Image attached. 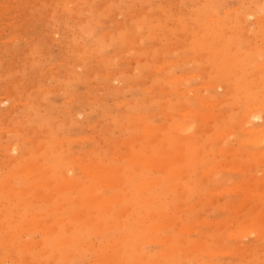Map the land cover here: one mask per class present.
Masks as SVG:
<instances>
[{
  "label": "rangeland",
  "instance_id": "rangeland-1",
  "mask_svg": "<svg viewBox=\"0 0 264 264\" xmlns=\"http://www.w3.org/2000/svg\"><path fill=\"white\" fill-rule=\"evenodd\" d=\"M262 21L264 0H0V264H264Z\"/></svg>",
  "mask_w": 264,
  "mask_h": 264
},
{
  "label": "bare ground",
  "instance_id": "bare-ground-1",
  "mask_svg": "<svg viewBox=\"0 0 264 264\" xmlns=\"http://www.w3.org/2000/svg\"><path fill=\"white\" fill-rule=\"evenodd\" d=\"M237 8H238V7H237ZM247 12H249V11H247ZM245 13H246V12H245ZM115 14H116V13H115ZM131 15H132V14H131ZM245 17H246V16H245ZM240 19H241V18H240ZM256 21H257V20H256ZM262 22H264V21H262ZM248 24H249V23H248ZM246 26H247V25H246ZM248 26H249V25H248ZM245 28H246V27H245ZM247 30H248V29H247ZM198 33H199V32H198ZM188 38H189V37H188ZM190 38H191V37H190ZM186 41H187V40H186ZM248 47H250V46H248ZM260 49H261V48H260ZM199 55H200V54H199ZM202 57H203V56H202ZM173 60H174V59H173ZM165 62H166V61H165ZM164 64H165V63H164ZM257 66H258V65H257ZM255 73H256V72H255ZM196 74H198V73H196ZM182 76H183V75H182ZM196 76H197V75H196ZM173 77H174V76H173ZM176 78H177V77H176ZM197 78H198V77H197ZM168 79H169V78H168ZM181 79H182V78H181ZM183 80H184V79H183ZM210 82H211V81H210ZM212 82H213V81H212ZM207 83H209V82H207ZM130 84H131V83H130ZM212 84H213V83H212ZM219 86H220V85H219ZM223 86H224V85H223ZM211 87H212V86H211ZM162 88H163V87H162ZM165 88H166V87H165ZM213 88H214V87H213ZM186 89H187V88H186ZM211 89H212V88H211ZM161 90H162V89H161ZM181 90H182V89H181ZM27 91H28V90H27ZM174 91H175V90H174ZM176 91H180V90H176ZM230 92H231V91H230ZM165 93H166V92H165ZM176 94H177V93H176ZM191 95H192V94H191ZM198 96H199V95H198ZM0 97H1V96H0ZM199 97H200V96H199ZM7 98H8V97H7ZM37 98H38V97H37ZM200 98H201V97H200ZM3 99H4V98H3ZM206 100H207V99H206ZM206 100H205V101H206ZM220 100H221V99H220ZM3 101H5V100H3ZM3 101L1 100L0 102H3ZM24 101H25V100H24ZM202 101H203V100H202ZM207 101H210V102H211V100H207ZM25 102H26V101H25ZM208 103H209V102H208ZM250 103H251V102H249V104H250ZM1 104H3V103H1ZM201 104H202V103H201ZM215 104H216V103H215ZM245 104H247V103H245ZM256 104H257V103H256ZM209 105H210V104H209ZM247 105H248V104H247ZM251 105H252V103H251ZM253 105L255 106L254 102H253ZM175 106H176V105H175ZM183 106H184V105H183ZM217 106H218V104H217ZM242 106L244 107V105H242ZM245 106H246V105H245ZM248 106H249V105H248ZM262 106H263V104H262ZM256 107H258V106H255V108H256ZM260 107H261V106H260ZM188 109H189V108H188ZM237 109H238V108H237ZM263 109H264V108H263ZM184 110H185V109H184ZM246 110L248 111V108H247ZM256 110H257V109H256ZM260 110H261V109H260ZM260 110H259V111H260ZM187 112H188V111H187ZM193 112H194V111H193ZM197 112L200 113V111H197ZM197 112H196V113H197ZM244 112H245V111H244ZM244 112L242 111V114H243ZM194 113H195V112H194ZM194 113H193V114H194ZM199 113H198V115H199ZM208 113H209V112H208ZM208 113H206V114L209 116ZM210 113H211V112H210ZM254 113H255L256 116L260 115V113H258V112H257V113H258V115H257L256 111H255ZM254 113H253L252 115H254ZM185 114H186V113H185ZM187 114H188V113H187ZM200 114H201V113H200ZM132 115H133V114H132ZM134 115H135V114H134ZM240 115H241V114H240ZM202 116H203V114H202ZM213 116H215V115L213 114ZM219 116H220V115H219ZM222 116H223V115H222ZM256 116H255L254 118H257ZM164 117H165V116H164ZM192 117H193V116H192ZM242 117H243V116H242ZM259 117H261V116H259ZM259 117H258V118H259ZM240 118H241V117H239L240 122H243V120L241 121ZM252 118H253V117H252ZM258 118H257V119H258ZM120 119H121V118H120ZM261 121H263V120H261ZM183 122H184V121H183ZM238 122H239V121H238ZM188 123H189V122H188ZM93 125H94V124H93ZM179 125H180V124H179ZM189 125H190V124H189ZM191 126H192V125H191ZM241 126H242V125H241ZM124 127H125V126H124ZM243 127H244V125H243ZM246 127H247V126H246ZM250 127H251V126H250ZM185 128H186V127H185ZM229 128H230V127H229ZM248 128H249V127H248ZM261 128H262V127H261ZM146 129H147V127H146ZM182 129H183V127H182ZM208 129H209V128H208ZM250 129H252V128H250ZM259 129H260V128H259ZM259 129L257 128V130H259ZM262 129H263V128H262ZM262 129H261V130H262ZM183 130H184V129H183ZM222 130H223V129H222ZM222 130H221V131H222ZM228 130H229V129H228ZM230 130H231V129H230ZM233 130H234V129H233ZM247 130H249V129H247ZM255 130H256V129L254 128V131H255ZM261 130H259V131H261ZM184 131H185V130H184ZM203 131H204V130H203ZM219 131H220V130H219ZM221 131L218 132L220 135H221ZM243 131H244V135H246V134H245V129H244ZM254 131L252 132V134H251V132H250V134L253 135V134L255 133ZM209 132H210V131H209ZM256 132H257V131H256ZM213 133H214V132H213ZM213 133H212V134H213ZM222 133H223V131H222ZM257 133H258V132H257ZM259 133H260V132H259ZM171 134H172V133H171ZM250 134H249V135H250ZM255 134H256V133H255ZM262 134H264V133H262ZM217 135H218V134H217ZM217 135L214 134V137H216ZM227 135H228V134H227ZM260 135H261V134H260ZM260 135L258 134V136H260ZM218 136H219V135H218ZM222 136H223V135H222ZM261 136H262V135H261ZM263 136H264V135H263ZM263 136H262V138H261V137H259V138H261L262 141L264 142V140H263L264 137H263ZM245 137H246V136H245ZM247 137H248V136H247ZM216 138H217V137H216ZM64 139H65V138H64ZM139 139H140V138H139ZM219 139H220V137H219ZM246 139H247V138H246ZM252 139H253V138H252ZM59 140H60V139H59ZM121 140H122V139H121ZM217 140H218V139H217ZM221 140H222V139H221ZM62 141H63V140H62ZM211 141H212V140H211ZM253 141H257V140H256V139H253ZM262 141L259 142V140H258L259 143H262ZM133 142H134V141H133ZM213 142H214V141H213ZM242 142H243V141H242ZM117 143H118V142H117ZM209 143H210V142H209ZM220 143H221V142H220ZM118 144H119V143H118ZM125 144H126V143H125ZM218 144H219V143H218ZM262 144H264V143H262ZM6 146H7V145H6ZM6 146H5V147H6ZM119 147H120V146H119ZM6 148H7V147H6ZM217 148H218V147H217ZM222 148H223V146H222ZM222 148H221V149H222ZM225 148H227V147H225ZM219 149H220V148H219ZM223 149H224V148H223ZM229 149H230V148H229ZM114 150H115V149H114ZM116 150H117V149H116ZM116 150H115V151H116ZM224 150H225V149H224ZM244 150H245V149H244ZM6 151H7V150H6ZM206 151H207V150H206ZM227 151H229V150H227ZM247 151H248V150H247ZM215 152H216V151H215ZM234 152H235V151H234ZM252 152H253V151H252ZM256 152H257V151H255V153H256ZM112 153H113V152H112ZM218 153H219V152H218ZM223 153H224V152H223ZM235 153H236V152H235ZM235 153H234V154H235ZM115 154H116V153H115ZM232 154H233V153H232ZM240 154H241V153H240ZM240 154H239V155H240ZM243 154H245V153H243ZM243 154H242V155H243ZM246 154H247V152H246ZM249 154L252 155L250 152H249ZM261 154H262V151H261ZM113 155H114V154H113ZM121 155H122V154H121ZM222 155H223V154H222ZM237 155H238V154H237ZM237 155H236V156H237ZM239 155H238V156H239ZM242 155H241V156H242ZM256 155H257V154H256ZM256 155H255V156H256ZM263 155H264V154H263ZM77 156H78V155H77ZM122 156H123V155H122ZM255 156H253V157H255ZM257 156H258V155H257ZM72 157H73V156H72ZM123 157H124V156H123ZM234 157H235V156H234ZM243 157H244V156H243ZM258 157H259V156H258ZM11 158H12V157H11ZM15 158H16V155H15ZM255 158H256V157H255ZM63 159H64V158H63ZM78 159H79V158H78ZM78 159H77V160H78ZM12 160L14 161V159H12ZM81 160H83V159H81ZM101 160H102V159H101ZM178 160H179V156H178ZM238 161H239V160H238ZM260 161H261V160H260ZM150 162H151V161H150ZM79 163H80V162H79ZM82 163H83V164H86V163H84V162H82ZM147 163H149V162H147ZM262 163H263V162H262ZM88 164H89V163H88ZM240 164H241V163H240ZM73 165H74V164H73ZM163 165H164V164H163ZM163 165H162V166H163ZM227 165H228V164H227ZM227 165H226V166H227ZM237 165H238V164H237ZM243 165H244V164H243ZM6 166H7V165H6ZM82 166H83V165H82ZM84 166H86V165H84ZM89 166H90L91 168L94 167V166L91 165V163H90ZM212 166H213V165H212ZM244 166H245V165H244ZM251 166H252V165H251ZM251 166H250V167H251ZM78 167H79V166H78ZM86 167H87V166H86ZM86 167H85V168H86ZM96 167H97V166H96ZM233 167H234V166H233ZM82 168H84V167H82ZM91 168H90V169H91ZM208 168H209V167H208ZM210 168H211V167H210ZM210 168H209V169H210ZM212 168H213V167H212ZM235 168H236V167H235ZM92 169H94V168H92ZM85 170H86V169H85ZM87 170H89V169H87ZM97 170H98V169H96V171H97ZM107 170H108V169H107ZM107 170H105L104 173L107 172ZM181 170H183V169H181ZM203 170H204V169H203ZM203 170H202V171H203ZM101 171H103V170L101 169ZM101 171H100V168H99V172H100V173H101ZM178 171H179V170H178ZM17 172H18V171H17ZM89 172H90V171H89ZM93 172H94V171H93ZM97 172H98V171H97ZM97 172H96V173H97ZM99 172H98V173H99ZM233 172H234V171H233ZM90 173H91V172H90ZM107 173H108V172H107ZM107 173H106V174H107ZM198 173H199V172H198ZM209 173H211V172H209ZM101 174L103 175V172H102ZM109 174H110V173H109ZM180 174H182V173H180ZM200 174H201V173H200ZM37 175H38V174H37ZM97 175H98V174H97ZM104 175H105V174H104ZM203 175H204V174H203ZM203 175H202V176H203ZM33 176H34V175H33ZM105 176H106V175H105ZM105 176H102V177L105 178ZM102 177H101V178H102ZM111 178H112V177H111ZM111 178L109 177V179H107V180L110 182V179H111ZM113 178H114V176H113ZM113 178H112V181H113ZM204 179H205V178H204ZM204 179H203V180H204ZM249 179H250V178H249ZM107 180H106V182H107ZM257 180H259V179H257ZM102 181H103V180H102ZM115 181H116V180H115ZM260 182H261V181H260ZM10 183H11V182H10ZM101 183H102V182H101ZM111 184H112V183H111ZM113 184L115 185V183H113ZM237 184H238V183H237ZM242 185H243V184H242ZM38 186H39V185H38ZM107 186H108V185H107ZM237 186H238V185H237ZM248 186H249V184H248ZM248 186H247V187H248ZM250 186H251V185H250ZM76 187H77V186H76ZM259 187H261V186H259ZM259 187L256 188V190H257V189L260 190ZM231 188H232V187H230V191H231ZM17 189H19V188H17ZM219 189H220V188H219ZM223 189H224V188H223ZM237 189H239V188H237ZM250 189H251V188H249V190L247 189L248 191H247V190H246V191L249 192ZM21 190H22V189H21ZM213 190H214V189H213ZM259 190H258V191H259ZM228 191H229V190H228ZM210 192H211V191H210ZM222 192H223V191H222ZM247 192H246V193H247ZM255 192H257V191H255ZM257 193H258V192H257ZM263 193H264V192H263ZM251 194H252V193H251ZM253 195H254V194H253ZM262 195H263V194H262ZM251 196H252V195H251ZM263 198H264V196H263ZM111 199H112V198H111ZM208 199H209V198H208ZM210 199H211V198H210ZM245 199H246V198H245ZM245 199H244V200H245ZM87 200H88V199H87ZM246 200H247V199H246ZM25 201H26V200H25ZM213 202H214V201H213ZM250 202H251V201H250ZM242 203H243V201H242ZM242 203H241V204H242ZM232 204H233V203H232ZM40 205H41V204H40ZM193 205H194V204H193ZM206 205H207V204H206ZM221 205H222V204H221ZM226 205H227V203H226ZM229 205H230V204H229ZM240 206H241V205H240ZM232 207H233V205H232ZM196 208H197V207H196ZM240 208H241V207H240ZM230 209H231V208H230ZM232 209H233V208H232ZM252 209H253V208H252ZM258 209H259V207H258ZM235 210H236V209H235ZM238 210H239V209H238ZM238 210H237V211H238ZM232 211H233V210H232ZM243 211H244V210H243ZM262 211H264V210H262ZM252 212H255V211L253 210ZM76 215H77V214H76ZM161 215H162V214H161ZM197 215H198V214H197ZM148 216H149V215H148ZM166 216H167V215H166ZM260 216H261L262 218H259V219L262 220V219L264 218V213L261 212L260 215H259L258 217H260ZM36 217H37V216H36ZM145 217H146V216H145ZM160 217H161V216H160ZM256 217H257V216H256ZM157 219H158V218H157ZM256 219H257V218H256ZM146 220H147V218H146ZM165 221H166V220H165ZM200 221H201V220H200ZM245 221H246V220H245ZM257 221H258V220H257ZM203 222H204V221H203ZM46 223H47V222H46ZM46 223H45V224H46ZM162 223H163V221H162ZM206 223H207V222H206ZM206 223H205V224H206ZM260 223H261V222H260ZM158 224H160V223H158ZM238 224H239V223H238ZM261 224L263 225V223H261ZM162 225H163V224H162ZM189 225H190V224H189ZM228 225H229V224H228ZM255 225H257V224H255ZM98 226H100V225H98ZM185 226H188V225H185ZM190 226H191V225H190ZM223 226H224V225H223ZM242 226H243V225H242ZM29 227H30V226H29ZM34 227H35V226H34ZM182 227H184V226H182ZM188 227H189V226H188ZM228 227H230V226H228ZM263 227H264V226H263ZM40 228H41V227H40ZM179 228H180V227H179ZM185 228H186V227H185ZM190 228H193V227H190ZM194 228H195V227H194ZM217 228H218V227H217ZM261 228H262V227H261ZM261 228H260V229H261ZM70 229H71V228H70ZM188 229H189V228H188ZM262 229H263V228H262ZM26 230H27V229H26ZM244 230H247V231H248L249 229H244ZM250 230H251V229H250ZM250 230H249V231H250ZM234 232H235V231H234ZM237 232H240V231L237 230ZM263 232H264V231H263ZM242 233L244 234V231H242ZM255 233H256V232H255ZM253 234H254V232H253ZM231 235H232V234H231ZM236 235L239 236V234H236ZM240 235H241V234H240ZM255 235H256V234H255ZM227 236H228V235H227ZM232 236H233V235H232ZM228 237H229V236H228ZM116 238H118V237H116ZM241 238H242V236H241ZM257 238H258V237H257ZM260 238H261V237H260ZM259 240H260V239H259ZM60 243H61V242H60ZM114 243H115V242H114ZM114 243H113V244H114ZM197 243H198V242H197ZM240 245H241V244H240ZM240 245H239V246H240ZM193 247H194V246H193ZM222 248H223V247H222ZM237 249H238V248H237ZM246 249H248V248H246ZM222 250H223V249H222ZM209 251H210V250H209ZM225 251H226V249H225ZM245 251H246V250H245ZM206 252H207V251H206ZM206 252H205V253H206ZM233 252H234V251H233ZM236 252H237V251H236ZM210 253H211V252H210ZM203 254H204V253H203ZM242 254H243V253H242ZM244 255H245V254H244ZM116 256H117V255H116ZM223 256H224V255H223ZM206 257H207V256H206ZM248 257H250V256H248ZM3 258H4V257H3ZM24 259H26V258H24ZM116 259H117V258H116ZM27 260H28V259H27ZM106 260H108V259H106ZM109 260H110V259H109ZM101 261H102V260H101ZM25 262H26V260H25ZM99 262H100V261H99ZM27 263H28V262H27ZM48 263H49V261H48ZM25 264H26V263H25ZM257 264H258V263H257Z\"/></svg>",
  "mask_w": 264,
  "mask_h": 264
}]
</instances>
